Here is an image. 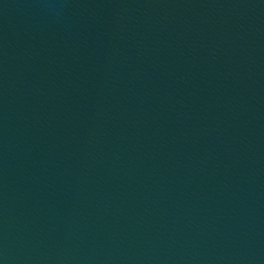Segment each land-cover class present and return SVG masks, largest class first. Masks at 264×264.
Masks as SVG:
<instances>
[{
	"label": "water",
	"instance_id": "95a60500",
	"mask_svg": "<svg viewBox=\"0 0 264 264\" xmlns=\"http://www.w3.org/2000/svg\"><path fill=\"white\" fill-rule=\"evenodd\" d=\"M0 264H264V0H0Z\"/></svg>",
	"mask_w": 264,
	"mask_h": 264
}]
</instances>
